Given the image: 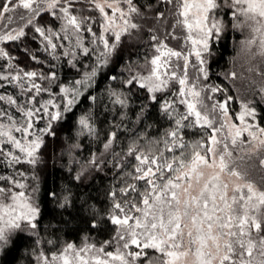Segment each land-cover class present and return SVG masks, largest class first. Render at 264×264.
I'll return each mask as SVG.
<instances>
[{"label": "snow or ice", "instance_id": "obj_1", "mask_svg": "<svg viewBox=\"0 0 264 264\" xmlns=\"http://www.w3.org/2000/svg\"><path fill=\"white\" fill-rule=\"evenodd\" d=\"M78 4L83 6L78 8ZM161 4L174 5L176 11L173 14L177 19L173 27L187 29L186 42H191V49L187 52L173 50L152 34L150 39L157 42L155 50L158 54L144 65H150L147 75L133 72L124 83H138L140 88L152 94L150 99L156 101L155 93L166 90L172 82H178L181 87L177 103L186 105V112L179 113L174 102L163 101L164 112L172 119L174 127L157 142L164 145L158 155L137 153L135 146L129 147L128 155H133L138 164L128 175L135 181H144V191L141 192L131 183L120 189L125 197L138 196L139 204L134 197L117 201L116 192H111L113 204L109 219L115 226L112 239L104 241L99 247L89 243L79 247L67 243L50 257L41 253L38 260L42 264H183L190 253L196 257V264H264V188L257 187L246 171L239 170L230 147L243 150L247 146L250 150L264 153V127L245 120V117L255 120L256 116L255 108H250L247 103L242 105L244 110L239 115L242 126L229 124L227 105L231 96L223 103L212 105L211 111L219 107L224 117L220 126L216 127L215 119H210L209 112H202L198 108L201 103L198 98L203 89L197 91V84H190L188 77L190 57L194 55L197 64L193 67L197 71V79L200 74L205 80L208 78V71L204 67L207 63L205 54H211L210 41L218 40L224 28L223 20L216 15L221 8L229 9L236 21L234 28L249 30L251 36L245 41L246 45L249 48L257 45L256 55L264 57V0H153L143 6H139L135 0H5L0 4V19L6 13L21 8L27 15L18 17L24 22L21 26L0 31V44L21 40L27 35L25 29L31 26L46 42L44 51L48 52L50 48V54L59 59L60 56L55 53L60 49L61 55L68 58L67 63L79 74V78L68 84H60L56 83L58 77L55 71L45 75L37 71L18 70L13 75L14 66L11 64L7 73L0 72V81L9 84L14 81L19 85L21 98L27 93H35L28 96L26 103L18 106V112L23 114V122L14 120L7 108H0V159L10 166L20 164L22 157L11 150L15 148L24 154V162L36 165L38 150L44 143L42 137L55 136L53 122L62 120L66 113L72 112L81 98L96 101L95 95L86 93L96 84V78L104 68L119 54L122 37H131L133 32L139 31L141 25L135 18L144 17L154 8L156 18L163 19L165 12L156 7ZM89 9L98 12L100 19L85 15ZM43 14L61 21L59 31L36 23ZM7 19L9 24L12 23V16ZM93 24H99L97 31H93ZM85 33L89 34L87 40ZM54 38H59V42H53ZM172 38L179 39L175 35ZM24 51L28 54L27 49ZM0 57L13 59L3 48H0ZM29 58L37 60L35 54L29 55ZM85 60L91 63L86 65ZM231 75L235 77L236 73ZM36 79L48 81L47 86L37 83ZM111 79L115 80L116 77ZM53 85L57 89L55 92ZM3 86L0 84V87ZM208 91L215 93L224 90L210 87ZM41 93L49 94V98L42 103L37 100ZM109 96L114 104L126 106V99L120 93L112 91ZM4 101L9 106L18 105V100L11 95H0V102ZM174 112L176 114L172 115ZM44 115L48 117L45 127L35 130L34 121H39ZM5 120L7 123L3 122ZM79 124L88 134L94 132L88 117L81 116ZM225 125L228 135L218 139L216 134ZM195 127L208 130L205 133L207 143L189 145L183 140L182 130ZM14 132L22 135L18 138ZM245 133L250 139H242ZM115 136V132L110 134L111 138L104 144L106 150ZM189 147L191 152L186 157L185 150ZM165 152L172 155L166 156ZM239 159L243 160L244 157ZM259 164L264 168V155ZM204 168L212 170L206 179ZM17 175L23 177L24 173L18 172ZM75 179L79 180L80 175ZM202 179L204 182L199 186ZM0 180L10 181L8 187L0 186L2 253L10 250L17 233L36 229L35 221L40 208L32 200V195L38 190L35 186L30 195L15 190L26 189L27 185L14 177L0 176ZM193 181L198 186L196 195L192 194L195 190ZM65 201L67 203V197ZM92 227H96L95 222ZM108 246H114V250L106 251ZM132 246H135V250H132Z\"/></svg>", "mask_w": 264, "mask_h": 264}, {"label": "trees", "instance_id": "obj_2", "mask_svg": "<svg viewBox=\"0 0 264 264\" xmlns=\"http://www.w3.org/2000/svg\"><path fill=\"white\" fill-rule=\"evenodd\" d=\"M4 2L5 0H0V4ZM135 2L143 6L152 3L153 0H135ZM82 6L77 5L78 8ZM156 7L159 11L165 12V17L157 19L156 8H154L146 12L144 17L135 18V21L141 25L139 31L133 32L131 37H122L119 54L104 68L96 78V84L86 93V95H95L96 101L81 98L72 112L66 113L62 120L53 122L52 130L55 136L42 137L44 143L38 150L36 165H29L22 158L20 164L10 166L5 160L0 159V176H12L26 184V189H15L25 191L26 194L31 195L32 187L35 186L38 190L32 195V200L40 208L35 221L37 224L35 233L26 230L17 233L10 250L0 253V264H36L35 254L40 247L47 254H52L60 251L67 243H80L85 237L93 239L96 243L112 239L115 234V226L109 219L113 204L112 191L116 192L115 200L117 201L134 197L139 204L138 196L133 194V197H125L120 192V189L129 183L135 184L141 192L144 191V181H135L128 175L138 164L133 155H128L129 147L135 146L137 153L158 155L164 149V145L157 142L164 139L165 133L174 127L172 119L164 112L163 101L174 102L179 113L186 112L185 106L178 104L177 98L169 90L157 92L155 94L157 100L152 101L150 99L152 94L140 88L138 83L133 85L124 83L133 72L147 75L150 65L149 67L144 65L153 57L157 43L151 41L152 34L157 35L159 40L166 44L171 43L169 30L177 19L173 14L176 9L171 4H161ZM84 14L100 19L99 13L90 9ZM20 15H27V13L22 8L6 13L4 18L0 19V31L21 26L24 22L18 19ZM216 15L223 20L224 28L219 34V39L211 41V54L208 55L206 67L209 78L204 88L207 89L206 91L210 87L223 89L224 91H219L218 97L217 92L214 93L216 100L220 102L228 96L232 99L235 96L224 72L230 67L240 34L233 27V18L229 9H218ZM8 16L13 17L10 24ZM36 23L39 26L50 27L53 31H59L61 21H55L49 15L43 14ZM92 27L93 31H97L99 24H93ZM25 31L27 35L21 40L0 44V48L13 57L12 60L0 57V72L7 73L8 65L11 64L14 66L13 75L18 70L37 71L45 75L55 71L58 77L56 83L60 84H68L71 80L79 78V74L67 63L68 58L61 55L60 49L56 50L55 55L60 56L56 59L50 54L52 51L50 48L48 52L44 51L46 42L34 32L31 26ZM85 37L87 40L89 34L85 33ZM53 42H59V38H54ZM25 49L28 50V54H25ZM31 54L37 56L36 61L29 58ZM89 63L91 61H84L86 65ZM113 76L116 77L115 80L111 79ZM36 82L42 86L48 84V81L40 79H36ZM24 83L27 84V81L25 80ZM0 84L4 85L0 87V95H11L18 100V105L13 106L7 105L6 101L0 102V108H7L14 120H23V114L18 112V106L26 103L28 96L35 93H27L21 98L22 90L16 82L9 84L6 81H0ZM53 91H57L55 85H53ZM112 91L120 93L122 98L126 99V106L122 107L113 103V98L109 96ZM208 92L210 95L211 92ZM48 98V93L37 96V100L41 103ZM235 101L229 102L233 115L238 109ZM253 102L258 122L264 127V103L256 98ZM175 114V112L172 113V115ZM81 116L89 118V123L94 128L92 134L82 130L79 124ZM47 119L48 117L44 115L39 121H34L35 129L45 127ZM36 122L40 126H36ZM5 123H7L6 120ZM207 131L199 127L184 128L183 140L189 145L197 142L207 143L205 135ZM113 132L116 136L110 148L106 150L104 144L108 142ZM230 147L239 170L246 171L257 187L264 188V168H261L259 164L264 153ZM190 152L189 147L185 150V156L187 157ZM165 155L170 157L172 154L165 152ZM241 156L244 157L243 160L239 159ZM18 172L24 173V176L17 175ZM77 175H80L79 180L75 179ZM9 185L10 181L0 180V186L8 187ZM65 197L68 198L67 203ZM93 222L96 223V227H92ZM190 254L193 257L192 264H196V257Z\"/></svg>", "mask_w": 264, "mask_h": 264}, {"label": "rangeland", "instance_id": "obj_3", "mask_svg": "<svg viewBox=\"0 0 264 264\" xmlns=\"http://www.w3.org/2000/svg\"><path fill=\"white\" fill-rule=\"evenodd\" d=\"M235 22L236 21L233 19V23ZM174 24L175 23L173 22L172 26ZM172 26H171V29L169 30L171 34L170 36L171 43L170 42L167 43L168 48H171L176 51H183V52L189 51L191 49V42L190 41L186 42V37L188 35L187 29L182 28L180 26H176L175 28H172ZM235 29L239 32L240 39L238 40V43L236 45V52L232 59L230 67L224 72V76L230 83L232 90L235 94L234 99H231V100H236L235 102L237 103L238 109L235 115H233V113L231 112V108L229 107V102L231 101L230 100L227 105V111H228L227 120L229 124L235 123L237 124V126H242L239 120V115L244 110L242 105L247 103L250 108H255L253 105L254 98L264 103V91H261L262 89H264V57L256 55L258 51L257 45H253L251 46V48H249V46L246 45L245 41L249 39L251 36V33L249 32L247 28H243V29L235 28ZM173 35H175L176 37H179V39H173L172 38ZM193 35L195 37L196 33L194 32ZM210 45H211V41H210ZM156 54L158 53L155 50L154 55ZM207 58H208V54H205L206 61H207ZM173 63H175V58H173ZM180 63L182 64L183 61H180ZM196 64H197V61H196L195 56L193 55L190 57L188 77H189L190 84L191 83L197 84V91H201V89H203V91H201L200 97L198 98L199 101L201 102L200 104H198V108L202 112L208 111L210 115V119H215V126L219 127L220 123L224 120L222 111L219 107H217V109L214 112H212L211 108L214 103L219 102L218 100H216V98L218 97V94L220 93L219 91L217 92V97H215L214 96L215 94L212 92L209 95V92L206 91L207 89L204 88V84L209 78V71L207 70L208 78L206 80L203 78L202 74H200V78L197 79V71L193 67V65H196ZM204 67H207V63L206 65H204ZM233 72L236 73L235 77L231 75ZM180 87L181 86L178 84V82H172L170 83L169 87L166 90L171 91L175 95L177 100H179L180 97L178 95V91ZM225 99L226 98H224L219 103H223ZM214 100L215 102L213 103ZM184 106L186 109V105ZM245 120L248 123H252L254 125L257 123L259 124L258 117H257V111H256L255 120H253L251 117H245ZM19 121H23V120H19ZM3 122L5 123V121ZM35 125L40 126L38 123ZM17 126H19V124H17ZM39 129L41 128L38 127L35 130H39ZM13 134L16 135L18 138L22 135L21 133H15V132ZM216 135L218 139H223L225 136H227L228 135L227 125H225V128L222 129L221 132L217 133ZM32 138L33 137H29V139H32ZM242 139L248 140L250 138L247 136V133H245ZM244 148L247 149V151H253V150H250L247 146ZM12 151L20 155L22 158H24V154L20 153L18 149L12 148ZM202 170L205 173L204 179H206L212 172L211 169H207V168H204ZM203 182L204 180L202 179L199 186H202ZM193 184H194L195 190L193 191L192 194L196 195L198 194V186H196L195 181H193ZM26 231L30 233H35V231L32 229H26ZM85 243L96 244L97 247H99L102 244V243H96L93 239L89 237H85L80 243H74V244H76L79 247V246H83V244ZM105 250L112 251L114 250V246H108L106 247ZM132 250H135V246H132ZM41 253H43L44 255H48L49 257L51 256V254H47L42 249V247H40L39 251L35 254L36 264H42V262L38 260V257L41 255ZM192 260H193V257L191 254H189V256L184 259L183 264H192Z\"/></svg>", "mask_w": 264, "mask_h": 264}]
</instances>
